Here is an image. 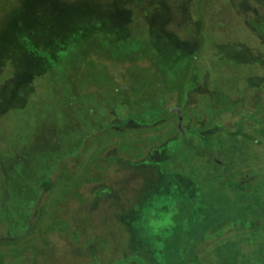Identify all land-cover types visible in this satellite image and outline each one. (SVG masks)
Instances as JSON below:
<instances>
[{"label":"rangeland","instance_id":"rangeland-1","mask_svg":"<svg viewBox=\"0 0 264 264\" xmlns=\"http://www.w3.org/2000/svg\"><path fill=\"white\" fill-rule=\"evenodd\" d=\"M236 124L264 125V0H0V264H216L231 238L264 253L251 211L191 226L218 189L206 152L264 187Z\"/></svg>","mask_w":264,"mask_h":264},{"label":"trees","instance_id":"trees-1","mask_svg":"<svg viewBox=\"0 0 264 264\" xmlns=\"http://www.w3.org/2000/svg\"><path fill=\"white\" fill-rule=\"evenodd\" d=\"M239 131L232 130L228 132L229 137H244L248 142H253L261 145L264 148V125H258L254 133H244L242 127L238 124ZM260 138H257L258 136ZM230 141V140H229ZM226 144L229 148L234 147V151H240L242 144L229 142ZM209 147V146H208ZM199 154L200 152L197 151ZM212 159L209 161L213 166V170H219L216 179L219 180L218 189H204L199 190L197 195L198 203L203 205V214L191 224L197 222L198 227L205 234H212L213 232L221 231L231 223L244 220L248 216V212H252L261 218H264V192L260 193L263 188L256 183L258 180L257 171L246 170L245 173L241 170H233L236 165L234 157L228 155L227 151L222 149L221 158H217L218 153L212 157L211 153H207ZM207 162V164L209 163ZM239 174V175H238ZM239 178H235V176ZM252 175V180L250 176ZM237 193L235 196L234 193ZM264 191V190H263ZM186 205L191 209L195 206V199L185 200L183 206ZM237 238L226 239L222 242L214 244L211 247V253L215 258L216 264H250L251 260L256 264H264L263 252L244 251L239 244Z\"/></svg>","mask_w":264,"mask_h":264},{"label":"clouds","instance_id":"clouds-1","mask_svg":"<svg viewBox=\"0 0 264 264\" xmlns=\"http://www.w3.org/2000/svg\"><path fill=\"white\" fill-rule=\"evenodd\" d=\"M155 199V198H153ZM160 205H156V208H159ZM152 216L155 217L157 215L156 211H153ZM175 211L174 210H170L168 213H163L161 212L159 214V219H153L150 220L147 223V229L149 230V234L151 237H157L160 236L162 234V230L164 229H168L171 230L172 228L175 227V221H174V216H175ZM151 243L154 244V246L156 248H163V244L156 242L155 240L150 241Z\"/></svg>","mask_w":264,"mask_h":264},{"label":"water","instance_id":"water-1","mask_svg":"<svg viewBox=\"0 0 264 264\" xmlns=\"http://www.w3.org/2000/svg\"><path fill=\"white\" fill-rule=\"evenodd\" d=\"M177 116H178V127H180V121H181V115L179 114V112L177 113Z\"/></svg>","mask_w":264,"mask_h":264},{"label":"flooded vegetation","instance_id":"flooded-vegetation-1","mask_svg":"<svg viewBox=\"0 0 264 264\" xmlns=\"http://www.w3.org/2000/svg\"><path fill=\"white\" fill-rule=\"evenodd\" d=\"M175 111H176V113H178V110L177 109Z\"/></svg>","mask_w":264,"mask_h":264}]
</instances>
